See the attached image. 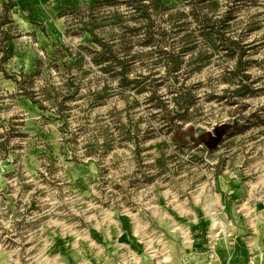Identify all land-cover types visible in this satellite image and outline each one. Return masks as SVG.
<instances>
[{"label":"rangeland","instance_id":"obj_1","mask_svg":"<svg viewBox=\"0 0 264 264\" xmlns=\"http://www.w3.org/2000/svg\"><path fill=\"white\" fill-rule=\"evenodd\" d=\"M152 1L76 2L17 72L4 5L0 264L264 256V0Z\"/></svg>","mask_w":264,"mask_h":264},{"label":"crops","instance_id":"obj_2","mask_svg":"<svg viewBox=\"0 0 264 264\" xmlns=\"http://www.w3.org/2000/svg\"><path fill=\"white\" fill-rule=\"evenodd\" d=\"M79 1L87 2L89 0H0V16L3 13L4 5L9 3V15L14 24L13 29L9 31L7 42L9 59L4 70L17 72L31 69L39 60L40 51L47 50L48 46H43L44 40L50 35L49 30H53L56 22L60 19V13ZM1 57L2 53L0 52V62ZM0 86L7 91V94L12 95L17 92L16 81L5 76L2 69H0ZM16 101L23 108H26L27 104L31 106V102L23 96L18 97ZM83 178L86 179V177ZM241 258V255H235L229 261L222 256L219 257L223 264H243V260L240 262ZM258 264H264V256L261 257Z\"/></svg>","mask_w":264,"mask_h":264},{"label":"trees","instance_id":"obj_3","mask_svg":"<svg viewBox=\"0 0 264 264\" xmlns=\"http://www.w3.org/2000/svg\"><path fill=\"white\" fill-rule=\"evenodd\" d=\"M163 3L160 1V0H154L152 1L149 5H140L137 9V11H139L142 7H144L145 9H148L152 12H156L158 11L157 10V7L158 6H162ZM5 7L7 8V4H5ZM5 8V9H6ZM6 12V10H5ZM95 42H99L100 46H101V50L97 52V55L99 56V62L100 63H103V62H107V61H111L115 58L114 56V52L113 50L111 49V47L105 45V44H102L101 41H99L98 39H96V37L94 38ZM18 83V82H17ZM228 126L225 125L224 128H227ZM206 136H203V140L205 141V138Z\"/></svg>","mask_w":264,"mask_h":264},{"label":"water","instance_id":"obj_4","mask_svg":"<svg viewBox=\"0 0 264 264\" xmlns=\"http://www.w3.org/2000/svg\"><path fill=\"white\" fill-rule=\"evenodd\" d=\"M225 134V129L223 127L216 130V137L212 138V143L208 142L207 145L209 147H216L218 143L221 141L223 135Z\"/></svg>","mask_w":264,"mask_h":264}]
</instances>
